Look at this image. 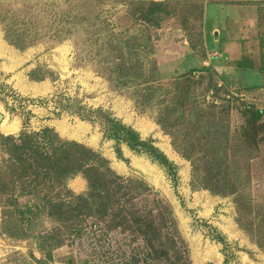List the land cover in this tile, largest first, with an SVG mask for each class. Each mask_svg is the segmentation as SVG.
Here are the masks:
<instances>
[{"label": "rangeland", "instance_id": "374dc122", "mask_svg": "<svg viewBox=\"0 0 264 264\" xmlns=\"http://www.w3.org/2000/svg\"><path fill=\"white\" fill-rule=\"evenodd\" d=\"M148 1L166 2L161 17L141 18ZM8 23L22 49L3 37ZM0 97V127L13 125L1 135L50 127L158 193L188 264H264V0H0ZM72 103L100 108L149 138L175 176L124 142V159L117 157L103 118L60 109ZM244 105L262 111L254 139L245 136ZM64 184L69 193L86 190L80 174ZM1 219L0 207V264H115L121 251L127 257L143 244L88 219L83 234L46 260L34 235L58 222L41 215L27 234L11 236Z\"/></svg>", "mask_w": 264, "mask_h": 264}, {"label": "trees", "instance_id": "16d2710c", "mask_svg": "<svg viewBox=\"0 0 264 264\" xmlns=\"http://www.w3.org/2000/svg\"><path fill=\"white\" fill-rule=\"evenodd\" d=\"M165 3L148 1L143 9L138 10L141 18L153 21L161 17L159 13H164V10L160 8ZM2 26L3 37L8 43L19 49L26 45L22 43L19 31H9V23ZM30 77L35 80L42 78ZM136 78L147 83L146 78L139 75ZM134 85L138 90L146 88L145 91L152 86L144 84L140 88L136 83ZM72 106V110L68 108ZM60 109L89 121L93 120L90 114L97 112L96 115L103 118L102 132L105 137L113 140L117 157L124 159L119 146L124 142L130 149L143 152L162 165L171 177L175 176L174 165L149 138L140 139L133 128L110 116L108 112L100 108L90 110L75 103L61 105ZM261 114L260 109L244 105L242 115H245V122L249 126V129H245L246 137L254 139L257 137L255 132L263 130L261 122H258ZM96 115L94 118H97ZM0 151L5 154L0 160L1 222L9 224L7 229L10 231L6 233L9 232L11 236H21L19 232L27 234V229H32L33 219L41 215L58 222L59 227H52L47 234L34 235L43 246L46 260L51 259V250L64 244L67 238L83 234L86 220L92 219L103 223L106 231L118 229L120 234L127 233L128 241L133 242L136 237L143 241L140 248H131L127 257L121 251L115 264H188L186 247L181 244L182 240L175 230L168 208L156 197L158 193L147 187L141 179L115 173L107 159L97 151L77 141L60 138L47 126L35 132L22 129L16 135L0 134ZM215 173L218 176V172ZM75 174L85 179L86 190L82 194L69 193L64 186L65 179ZM221 177L225 179V173ZM207 178H213L211 171ZM206 188L216 192L212 186ZM234 189L227 191L221 188L228 193L235 192ZM21 197L29 199L20 205ZM3 203L10 207H4ZM62 227L63 230H60ZM59 232L64 233L63 238Z\"/></svg>", "mask_w": 264, "mask_h": 264}, {"label": "bare ground", "instance_id": "6f19581e", "mask_svg": "<svg viewBox=\"0 0 264 264\" xmlns=\"http://www.w3.org/2000/svg\"><path fill=\"white\" fill-rule=\"evenodd\" d=\"M14 123H15V122H14ZM12 126H13V125H8V123L3 122L0 128L2 129L3 132H5V133H9L10 131L13 130V127H12Z\"/></svg>", "mask_w": 264, "mask_h": 264}, {"label": "water", "instance_id": "95a60500", "mask_svg": "<svg viewBox=\"0 0 264 264\" xmlns=\"http://www.w3.org/2000/svg\"><path fill=\"white\" fill-rule=\"evenodd\" d=\"M2 115L0 114V121H1Z\"/></svg>", "mask_w": 264, "mask_h": 264}]
</instances>
